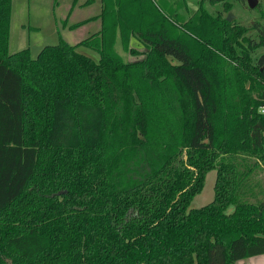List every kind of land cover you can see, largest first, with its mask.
I'll return each instance as SVG.
<instances>
[{
	"label": "trees",
	"instance_id": "1",
	"mask_svg": "<svg viewBox=\"0 0 264 264\" xmlns=\"http://www.w3.org/2000/svg\"><path fill=\"white\" fill-rule=\"evenodd\" d=\"M231 1L197 0L182 22L156 0H99L97 33L31 57L8 53L11 0H0V264L264 254V195L248 185L264 165V30L238 42L203 8ZM116 39L141 58L124 62ZM210 170L212 200L189 209Z\"/></svg>",
	"mask_w": 264,
	"mask_h": 264
},
{
	"label": "rangeland",
	"instance_id": "2",
	"mask_svg": "<svg viewBox=\"0 0 264 264\" xmlns=\"http://www.w3.org/2000/svg\"><path fill=\"white\" fill-rule=\"evenodd\" d=\"M72 0H11V14L9 19V43L8 53L12 54L27 48L31 57H35L37 52L45 45L56 44L58 36L68 45L73 46L78 42L91 36L97 29V23L92 19L98 13L97 2L88 6H83L74 12V16L68 19L67 24L75 21H87L81 27L69 30L61 27L65 11L71 5ZM159 4L171 5L170 11L181 16L182 22L194 12L197 0H156ZM53 3V4H52ZM206 13L213 17L225 16L230 12L234 19L230 22L236 27L241 38L255 40L256 28L264 30V0H256V6L249 9L246 0L231 1L230 9L223 11L219 4L204 5ZM223 11V12H222ZM178 13V14H177ZM219 13V14H218ZM207 17V16H206ZM206 27V26H205ZM19 38L18 41H15ZM244 41V40H243ZM18 43V44H17ZM129 46L136 51H143L144 47L136 39H131ZM76 51L96 61L97 56L92 51L82 47H77ZM114 51L124 61H134L141 56H130L125 54L118 39L115 40ZM256 53H264L263 47L256 48ZM252 164L251 162L249 163ZM215 170L206 173L203 186L199 194L195 195L189 204V209H197L212 200ZM248 185H254L253 193L256 199L264 195V165L258 163L249 175ZM250 200V199H249ZM232 211V206L226 209V213Z\"/></svg>",
	"mask_w": 264,
	"mask_h": 264
},
{
	"label": "crops",
	"instance_id": "3",
	"mask_svg": "<svg viewBox=\"0 0 264 264\" xmlns=\"http://www.w3.org/2000/svg\"><path fill=\"white\" fill-rule=\"evenodd\" d=\"M72 2L73 0L71 1V5L68 6L67 10L65 11V15H64V19L63 21L61 22V27L64 29V28H67L69 30H73L74 28H70L71 26L75 25V24H78L80 22H82L83 20L81 21H75V22H72V23H68V19L71 18L72 16H74V12L76 10H78L79 8L83 7V6H88L90 4H92L93 2H97L98 4V7H99V10H98V13L93 16V17H96L99 12H100V5H99V0H76L75 2V5L72 6ZM86 3V4H85ZM53 4V3H52ZM94 21L97 23V29L94 33L92 34H95L99 31L100 29V20L99 19H94ZM87 22V21H86ZM86 22H84L83 24L81 25H78L77 27H81L82 25H84ZM75 27V28H77ZM58 39H61L60 36H58L57 38V41L56 43L58 42ZM19 38H16L15 41H18ZM62 40V39H61ZM63 41V40H62ZM9 43V42H8ZM18 44V43H17ZM51 45H55V44H51ZM46 46V45H45ZM27 49V48H25ZM234 264H264V254H259V255H254V256H250V257H246V258H242V259H239L237 261L234 262Z\"/></svg>",
	"mask_w": 264,
	"mask_h": 264
},
{
	"label": "water",
	"instance_id": "4",
	"mask_svg": "<svg viewBox=\"0 0 264 264\" xmlns=\"http://www.w3.org/2000/svg\"><path fill=\"white\" fill-rule=\"evenodd\" d=\"M247 7L253 9L256 6V0H246ZM234 19V16L228 12L225 16L226 22H231Z\"/></svg>",
	"mask_w": 264,
	"mask_h": 264
},
{
	"label": "built area",
	"instance_id": "5",
	"mask_svg": "<svg viewBox=\"0 0 264 264\" xmlns=\"http://www.w3.org/2000/svg\"><path fill=\"white\" fill-rule=\"evenodd\" d=\"M261 112H262V110H261Z\"/></svg>",
	"mask_w": 264,
	"mask_h": 264
}]
</instances>
